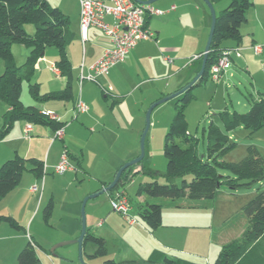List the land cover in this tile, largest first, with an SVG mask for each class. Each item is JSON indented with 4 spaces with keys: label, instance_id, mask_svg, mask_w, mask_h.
Here are the masks:
<instances>
[{
    "label": "crops",
    "instance_id": "crops-1",
    "mask_svg": "<svg viewBox=\"0 0 264 264\" xmlns=\"http://www.w3.org/2000/svg\"><path fill=\"white\" fill-rule=\"evenodd\" d=\"M221 1L222 0L218 2L220 3ZM251 1L253 6L246 12V22L243 23L240 28L242 39L238 47L243 50L241 51V55L236 57L239 59V62L237 63L232 59L230 68L232 69L234 66L241 68L253 82L252 87L255 89L260 77L264 79V59L261 56L255 55L249 48L253 44L264 43V0ZM218 2L212 5H216ZM155 3L151 5L157 9L163 10L164 14L160 16L146 17V26L154 32V39L138 42L125 57L123 63L110 68L108 74L99 77L97 82L82 81L81 84L79 83L80 71L82 70L84 75L90 72V67L96 62V60L100 58L105 50L111 48L110 38L101 30L90 27L86 31V42L82 44L79 29V13L75 17L72 15V21H70L71 17L69 18V16L61 11L68 19H70L67 26V33L73 34L74 38L67 48V58L72 66L73 99L65 102L51 100L52 102L47 101L34 106L41 112L51 111L57 115L59 121L64 124L63 137L61 139L53 140L54 131L52 129L45 126L37 128L35 125H32V132H30L29 136L25 138L24 129L26 122L18 121L13 124L9 134L5 139L0 141V165L16 155L24 159L36 158L43 162L44 173L41 178H37L32 173L28 172L29 175L21 179L19 186L0 201V216H11L20 225L22 224L23 226H21L24 228V226L29 224V220L33 214H35L33 219L39 215L43 202L50 200L53 202V213L55 207L53 197L58 191L57 189H59L61 181H67L70 179V175H73L74 178L78 176V171L72 166L71 170L61 175L62 177L60 180H51V177L57 175L54 173V166L59 162L61 155L68 152L66 144L69 143L70 137L77 131H82L83 126H93L94 128L102 127L105 132L116 135L117 140L120 138V131L127 132L129 143L126 146L125 153L122 156H117L115 163L110 165L109 170L106 171L104 175L105 177L103 178H113L118 169L123 166V163L139 156L137 143L135 144V141L136 138H139L143 130V121L142 119L140 120V117L144 113L145 108L151 106L162 98L173 95L181 88L187 86L188 83L197 76L201 69L202 58H195V56L203 54L208 30L211 26L209 10L202 0H158ZM106 22L111 23V19L106 18ZM169 25H179L184 32L186 29V31L192 33L196 40L193 41V38L191 37L192 46L194 45L195 47L198 45V48L195 50L199 51L194 50L192 53L194 55L192 59L195 60H191L189 64H182V74L181 71L179 73L180 69L178 70L177 68L175 69L176 74L173 75L172 66L175 65L173 60H171L172 62H169L167 60L169 58L167 57H158L159 53L164 54L165 51L177 53L181 49L179 45L167 44L164 41L163 34L165 28ZM29 32H31V30ZM231 42L232 44L226 46L223 45V47H237L233 41ZM183 45L185 46L186 43L183 42ZM11 51L14 59L17 55L21 56V58L23 56V59H27L29 55L27 50H20L18 46L15 45L11 47ZM150 53L156 55L150 56ZM57 58L58 54L56 50L48 51L46 49L43 57L39 58L34 65V72H36L34 82L39 84L42 93L61 91L66 86V79L60 75L54 74L50 70ZM157 65L164 68V71L161 70V77L156 78L153 76ZM2 71L3 62L2 64L0 62V74ZM48 73L52 74L54 80L48 77ZM226 74L227 71L219 79L221 82H224ZM163 78H166V80H163ZM23 83L27 85L26 82ZM23 83L21 91L22 104L26 101V94L23 93ZM74 86H76L77 89L75 93ZM107 87L111 88L109 94L103 92V89ZM99 89L102 93L103 101L98 98ZM26 93H28V91H26ZM135 94H138V97H135ZM129 98H132V112L136 114V122L122 121L123 105ZM78 100H81L86 106H88V111L84 114H80V116H82L81 124L83 126H76L74 123V120L79 119V116L75 111V104ZM4 114L5 113L3 112L2 115ZM115 116L117 119H115ZM2 124L3 119L1 121V126ZM134 172H139L138 175L145 173V171L139 167H136ZM134 178L129 182L132 186L136 185ZM40 179L41 183L39 181ZM166 182L169 183L168 181ZM39 183V191L31 192L30 189L32 187L30 188V186H33L34 184L39 185ZM105 187L104 183H102V186L100 187H91L85 191H80L79 194H77V196L66 205L67 211L75 216L76 211L79 210V207L82 205L81 199L83 197L87 196V202H89V200H93L97 197L92 196L98 194L96 192H98L99 189L102 191ZM116 192L117 191H115V194ZM115 194H113V196ZM125 197L128 199L126 195ZM26 198H29L32 205L29 206V211H26L24 208L23 217H19L18 214L21 212L19 206L22 207L20 203ZM111 198L113 197L109 195V199ZM138 200L141 204L147 201L143 195L138 196ZM210 207H212L211 202L200 201L195 202L194 204L186 202L179 203V205L172 207L176 210H172L174 212H172L170 218L174 220L180 218L187 219L192 224L179 225L171 221L166 223L162 220L161 226L155 230L148 229L139 219L138 215H131V217H128L130 220L134 221L132 224H129L127 221L128 218L125 219L122 215L118 214L122 217L119 218V221L125 226L120 225L116 227L112 224H105L101 227L102 231L99 236L105 240L108 256L110 252L108 242L117 245L116 253L111 257L109 256L110 259H113L116 262L136 261L138 264H141L155 251L162 252L170 258H174L176 257L177 251L180 250L178 247L179 244L188 242V234H183V232H180L178 229L183 226H189L190 228L197 229L199 232L205 231L201 229V226L206 224L204 220H201V216L203 215V219L206 220V215L208 216V211H210L208 209H210ZM185 211H188L189 213H185ZM128 212L132 214V210H129ZM185 215L188 218H186ZM163 217L164 214L162 210V218ZM207 222H211L209 218ZM32 223L33 221L29 224V229L31 228ZM208 226H211V223H209ZM79 230L81 231V226L76 224V222H73L68 234L72 238L77 239L79 236L78 234H80ZM86 231L93 233L89 227H86ZM22 233V231L13 230L5 223L0 224V264H17L18 254L26 246L29 239L35 243L31 236L27 239V235ZM200 238L203 240L202 244L199 243L198 239L194 241L201 246V251H198L200 254L198 257L199 259L204 258L207 260V264H210L212 260L211 258L213 257L205 258L203 256L207 254V252L208 254H212L213 246L211 234L208 232V236L203 234ZM35 246L37 250L38 245L36 243ZM221 246L222 245L219 244L214 245V249L220 250ZM219 250H217V254Z\"/></svg>",
    "mask_w": 264,
    "mask_h": 264
},
{
    "label": "trees",
    "instance_id": "trees-1",
    "mask_svg": "<svg viewBox=\"0 0 264 264\" xmlns=\"http://www.w3.org/2000/svg\"><path fill=\"white\" fill-rule=\"evenodd\" d=\"M220 0H209L214 4ZM228 6L215 18L213 35L206 58V65L200 79L188 87L181 88L174 94L176 108L170 126L165 135L163 154L166 159L165 177L168 184L156 181L139 185L137 195L152 198H164L173 203L178 199L197 202L214 201L221 187L236 191L240 187L250 186L254 182L264 181V157L258 149L250 145L246 155L238 162H226L223 156L236 144L230 142L229 132L243 128L249 134L264 127V100L250 103L248 111H226L219 114L221 127L211 123L204 129L206 135V151L204 159L197 155V139L188 132L185 117L187 106L194 99L192 89L209 78L210 67L217 62L222 53L231 48L223 47V42L233 41L236 46L241 42L240 28L246 22V12L253 6L251 0H228ZM69 19L58 8L52 7L47 0H0V60L3 71L0 74V100L7 107L2 116L0 141L5 139L15 122L23 121L32 125L45 126L53 131L63 128L60 121L49 119L35 106H23L21 101L22 83H27L29 96L38 103L47 101H70L72 92V66L67 58V48L73 41V34L67 33ZM32 24V34L27 33L25 25ZM21 45L29 50V55L22 66L16 67L11 47ZM55 48L58 58L54 65L60 76L66 79V86L61 91L42 93L39 84L32 80L34 65L43 57L47 48ZM202 58V54L199 55ZM188 86V85H187ZM181 142L184 146L180 145ZM67 155L68 152H66ZM43 162L36 158L24 159L18 155L0 165V201L16 189L25 172L37 178L43 176ZM135 165L125 169L115 187L108 191L113 197L117 191L129 183L139 172H134ZM144 170V169H143ZM219 170H226L228 175H220ZM186 175L191 179L187 181ZM181 178V186L170 183L172 179ZM106 185L104 184V187ZM53 202L50 200L43 209L45 222L51 216ZM248 220V227L241 235L223 244L213 264H264V191L242 207ZM139 219L150 230L161 226V204L147 203L137 207ZM5 223L15 231L24 228L11 216H0V224ZM92 244V253H85L86 245ZM35 243L29 239L17 257V264H40ZM82 255L89 259H103L101 264H138L136 261L116 262L108 259L105 240L86 231L82 243ZM141 264H195L177 257L170 258L166 254L155 251Z\"/></svg>",
    "mask_w": 264,
    "mask_h": 264
},
{
    "label": "rangeland",
    "instance_id": "rangeland-1",
    "mask_svg": "<svg viewBox=\"0 0 264 264\" xmlns=\"http://www.w3.org/2000/svg\"><path fill=\"white\" fill-rule=\"evenodd\" d=\"M47 1L52 7H58V9L60 11H63L67 16H69V18L71 17V20L69 19L70 21H72L73 16L75 17L79 13L80 7L77 0ZM228 3V0H222L220 3L218 2L213 6L216 16H218L220 12L228 6ZM25 29L27 33L32 34L34 26L32 24H27L25 25ZM30 30L31 32H29ZM209 33L210 29L208 30V35L203 50L205 49ZM163 37L164 41L167 44L179 45L181 49L177 53H170L168 51H165L164 54L159 53L158 57H167L170 60H173L175 64L174 66H172L173 75L176 74L175 69L177 68L178 70L180 69L179 73L181 71L182 74V64H189L191 60H195L192 59L194 57L192 53L195 49L198 48V45H196L195 47L194 45L192 46V38L193 41H196L194 35H192V33H190L189 31H186V29L184 32L179 25H169L165 28ZM183 42L186 43L185 46L183 45ZM229 44H232L231 40L223 42V45L225 46ZM15 46H18L20 50H27V52L29 53V50L27 48L21 45ZM47 50L51 51L56 49L50 47L47 48ZM154 55L156 54L150 53V56ZM236 57L237 56L235 53L231 56V58L238 63L239 59H237ZM25 61L26 58L23 59V56L21 58V56L17 55V57L14 59V64L16 67H20ZM0 62L2 64L1 60ZM161 70L164 71V68H161L159 65H157L153 77H161ZM48 77L54 80L52 74L48 73ZM35 78L36 72H34L33 74V81ZM96 79H99V77H97ZM163 80H166V78H163ZM193 80H191L188 84H190ZM252 84L253 82L243 72V70L234 66V68H230L229 70H227L224 82H221V80L212 81L208 78L206 81H203L201 85L196 86L192 89V95L194 96V99L187 106L185 110V117L188 125V132L198 141L197 155L200 158L204 159L206 151V135L204 129H206L211 123H213L215 126L221 127L219 116L220 113H222L223 111H226L231 115L234 112L244 113L248 111L250 103L259 101L260 99L264 100V79L260 77L255 89L252 87ZM26 91L27 85L23 83V93L26 94V101L25 103H23V105H40V103L35 102L32 98H30ZM76 91V86H74V93ZM135 97H138V94H135ZM98 98L103 101L100 89ZM131 102L132 98H129L128 101L123 105L122 121L124 122L137 121V119L135 118L136 114L132 112L133 106L131 105ZM175 103L176 102L174 99L168 100L156 106L150 114L149 127L144 140V158L140 163L135 165V168L139 167L144 169L145 173L141 175H135V178L133 177L136 181V185L132 186L131 183H127L124 188H122L124 194L128 197L127 200L130 205V210H132V214L128 212V217H131V215L137 216V207L141 205V203L138 202L139 200L137 196V189L139 185L152 181H156L159 184H168L165 177L166 159L163 154V148L165 135L169 129L170 122L173 118L176 108ZM149 107L150 106L145 108L144 113L141 116L142 118L140 117V120L142 119L143 121V130L146 124V112ZM3 112H6V107L0 100V126ZM78 116L79 119L74 120V123L76 126H83L81 124L82 116H80V114H78ZM115 119H117L116 116ZM35 126L37 128H41V126ZM143 130L139 138H136L135 141V144L137 143L139 151L138 155L140 153V138ZM228 135L230 137V142H234L236 146L223 156L224 161H240L245 157L246 148L250 145L255 146L260 154L264 157V127L253 134H249V131L243 128H238L229 132ZM128 143L129 139L127 132L120 131V138L119 140H117L116 135L105 132L102 127L94 128L93 126H83L82 131H77L70 137L69 143L66 144L69 153L68 161L70 164H72L71 166H73L76 171H78V176L74 178L73 175H70V179L65 182L61 181V184H59V189H57L58 191L56 192V194H54L53 197L55 203L54 211L51 217L48 219L47 223L43 219V209L48 201L43 202L39 211V215L35 219H33V217L35 216V214H33L31 219L29 220V224L33 221V223L31 224V228L29 229L28 224L24 226L25 232L22 231V234L27 235V239H29L31 236L34 239L35 243L38 245L36 253L38 258L40 259V264L102 263L103 259L100 258L89 259L85 254L80 257V251L77 244H65L63 246L57 247L53 252H51V250L59 244L71 242L76 239L72 238L68 234L73 225V222H76V224L81 226V207H79V210H77L75 216H73V214L71 212H68L66 209V205L68 204V202L72 201L80 191H85L91 187H100L102 186V183L108 186L113 181L114 177L108 178L109 180L103 177H105L104 175L106 171L109 170L110 165L112 163H115L117 156H122L125 153ZM179 143L182 147L184 146L181 142ZM133 159H130L129 161ZM127 162L123 163V165ZM219 173L222 176L229 174L226 170H219ZM28 175L29 173L25 172L22 176V179ZM61 177V175L57 174L51 177V180L55 179V181H58ZM184 179L189 181L191 179V176L186 175ZM39 181L41 183V179ZM171 182L172 184L181 186L182 179L175 178L171 180L170 183ZM40 183L39 185L34 184L33 186L39 187ZM33 186H30V188ZM100 191L101 190L99 189V191L96 193H99ZM263 191L264 181L254 182L250 186L240 187L236 191H229L226 187H221L217 198L212 202L209 201L211 202L212 207L208 209L210 211H208V216L206 215V220L203 219V215L201 216V220H204V222H206L205 225L201 226V229L205 231L199 232L197 229L190 228L189 226H183L178 229L180 232H183V234H188V242L179 244L178 247L180 250L177 251L176 257L195 264H207V260H205L204 258L199 259L198 256L200 254L198 253V251H201V246L199 244H196L194 241L198 239L199 243L202 244L203 240L200 237L203 236V234H206V236H208L209 232L212 238V254H208L207 252V254H205L203 257H213L211 258L212 260L210 263L213 264L218 255L217 250H219H215L214 245L226 244L241 235V233L248 227V220L246 215L242 211V207L248 201L253 199L258 193ZM113 194H115V192ZM143 196L145 199H147V203L161 204L164 214L162 220L164 222L168 223L171 221L179 225L192 224L187 219L180 218L178 220H174L171 219L170 216L172 215V212L176 210L172 207L179 205V203L186 202L194 204L197 201L178 199L171 203L164 198H152L146 195ZM86 197L87 196L83 197L81 201L83 202ZM142 204H144V202ZM20 205H22V207L19 206L21 212H19L18 215L19 217H23L24 210L26 209V211H29V206L32 205V203L29 198H26L24 201H21ZM173 209L174 211H172ZM84 213L86 227H89L97 236H99L100 232L102 231L101 227L105 224H112L116 227L124 225L119 221V218L122 217L118 215L119 213L115 212L111 207L108 192L100 194L93 200H89V202H87L85 205ZM185 213L189 212L185 211ZM185 217L188 218L186 215ZM208 218L211 222H207ZM128 219L130 220V218ZM209 223H211V226H208ZM108 248L110 251L109 256L111 257L116 253L117 245L108 242ZM84 251L87 254L92 253L93 245L88 244L85 247ZM109 256H107L108 259L110 258Z\"/></svg>",
    "mask_w": 264,
    "mask_h": 264
},
{
    "label": "built area",
    "instance_id": "built-area-1",
    "mask_svg": "<svg viewBox=\"0 0 264 264\" xmlns=\"http://www.w3.org/2000/svg\"><path fill=\"white\" fill-rule=\"evenodd\" d=\"M79 3V29L81 34L82 44L86 42V31L90 27L97 28L104 32L111 42V48L105 50L103 54L90 67V72L86 75L80 71L79 83L82 81L97 82V77L108 74L110 68L123 63L125 57L140 41L152 40L155 37L146 26V17L160 16L164 11L153 7L151 4H139L135 0H77ZM106 18L111 19V23L106 22ZM252 52L261 56L264 59V43L253 44L249 48ZM243 49L235 47L228 49L222 53L220 58L209 69V79L212 81L219 80L222 75L230 68L232 63L231 56L235 53L237 57L241 55ZM203 56V54H202ZM199 56H195L198 58ZM172 62L170 59H167ZM82 69V68H81ZM50 70L60 75V71L55 65H52ZM110 87L103 89L105 94H109ZM77 114H84L88 111V107L84 102L78 100L75 104ZM49 119L59 121L57 115L51 111L43 112ZM32 132V124L26 123L24 134L25 138ZM63 137V128L54 131L53 140ZM72 169L68 161L67 153H63L59 162L54 166V173L62 175ZM31 192H38L39 188L33 186ZM112 209L122 215L125 219L128 218L130 205L123 194L116 193L110 199ZM132 224L133 220H128Z\"/></svg>",
    "mask_w": 264,
    "mask_h": 264
},
{
    "label": "water",
    "instance_id": "water-1",
    "mask_svg": "<svg viewBox=\"0 0 264 264\" xmlns=\"http://www.w3.org/2000/svg\"><path fill=\"white\" fill-rule=\"evenodd\" d=\"M137 3L139 4H153L155 3L156 1L158 0H135ZM204 2V4L207 6V8L209 9V12H210V17H211V26H210V33H209V36H208V40H207V43H206V46H205V49H204V52H203V56H202V64H201V69L199 71V73L197 74V76L194 78V80L188 84V86H186L184 90H186L188 87H190L192 84H194L195 82H197L203 71H204V68H205V65H206V58H207V53H208V50H209V46H210V42H211V38H212V35H213V30H214V24H215V18H216V14H215V11L213 9V5L209 2V0H202ZM179 94V93H178ZM178 94H173L169 97H166V98H162L161 100H158L157 102H155L154 104H152L147 112H146V124H145V128L143 130V133L141 135V138H140V153H139V156L136 157L135 159L127 162L126 164H124L123 166H121L118 171L116 172L114 178H113V181L108 185L106 186L105 188H103L102 191H100L98 194H95L94 196L92 197H96L98 196L99 194H103V193H106L110 190H112L115 185L118 183L119 179H120V176L122 174V172L127 169L128 167H131V166H134L138 163H140L143 158H144V140H145V136H146V133H147V130H148V127H149V117H150V114L152 112V110L170 100V99H173L175 98ZM88 201V198H85L82 202V205H81V213H80V220H81V231H80V234L78 236V238L74 241H71V242H67V243H63V244H59L58 246H56L55 248H53L51 250V252H53L57 247L59 246H63L65 244H77L78 247H79V253H80V257L82 256V243H83V238L85 236V233H86V223H85V213H84V208H85V205H86V202Z\"/></svg>",
    "mask_w": 264,
    "mask_h": 264
}]
</instances>
